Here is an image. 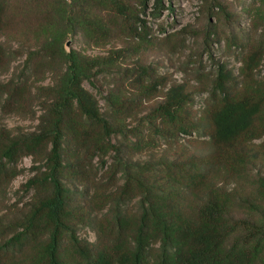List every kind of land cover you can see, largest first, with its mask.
I'll return each mask as SVG.
<instances>
[{
	"label": "trees",
	"instance_id": "16d2710c",
	"mask_svg": "<svg viewBox=\"0 0 264 264\" xmlns=\"http://www.w3.org/2000/svg\"><path fill=\"white\" fill-rule=\"evenodd\" d=\"M104 1L124 33L148 38L143 14L151 0H139L135 8L124 0ZM212 1L218 9L215 16L229 14L219 0ZM9 2L0 0V33ZM154 2L159 6L162 0ZM88 4L84 0L79 8L85 31L108 40L111 25L96 20ZM231 44L239 46L238 41ZM60 50L66 63L55 64L61 68L58 79L37 87V129L14 134L0 127V195L24 157L46 159L33 167L36 173L24 184L33 195L22 216L9 222L0 217V264H264V217L236 215L247 207L262 209L264 175L252 180L254 199L224 186L249 179L250 166L264 156V89L247 86L257 78L264 46L252 44L242 52L238 74L225 62L216 64L200 116L187 82L171 84L150 113L156 136L175 144L196 134L202 151L184 148L172 160L117 159L107 187L92 178V161L97 155L103 158L95 171L105 165L104 154L116 149L111 138L118 129L84 85L88 68L100 59H79L73 50ZM42 51L30 53L19 79L0 81L2 113L19 110L33 99L26 93L27 74L34 58L47 59ZM17 57L16 50L0 44V70H8ZM137 71L132 82L146 85V92L166 83L145 67ZM108 101L113 111L127 109L125 101ZM70 182L84 189L72 191ZM88 230L96 233L95 240L82 235Z\"/></svg>",
	"mask_w": 264,
	"mask_h": 264
},
{
	"label": "rangeland",
	"instance_id": "374dc122",
	"mask_svg": "<svg viewBox=\"0 0 264 264\" xmlns=\"http://www.w3.org/2000/svg\"><path fill=\"white\" fill-rule=\"evenodd\" d=\"M83 1L10 0L0 44L16 50L18 57L8 70H0V81L19 79L32 51L43 50L47 59L40 55L30 62L26 93L31 92L33 99L9 114L0 111V127H6L14 134L37 129L41 108L37 87L52 85L58 79L61 68L55 64L66 63L64 52H60V48L65 47L66 51L73 50L79 59H100V64L88 68L84 85L96 95L102 112L118 129L111 138L116 149L104 154L105 165L95 171L103 158L97 155L92 161V178L96 182L108 186L110 167L117 159L172 160L184 148L202 151L204 145L196 134L180 137L175 144L156 136L150 124L154 121L150 113L163 101L171 84L187 82L190 90L195 92L194 111L200 116L207 98L204 90L212 85L216 64L225 62L238 74L242 52L252 44L264 46V0H219L229 14L217 16L214 13L218 9H214L212 0H162L159 6L151 0L143 14L150 30L146 40L131 38L117 27V19L104 0H88L91 15L100 22L109 23L113 30L112 36L103 41L93 38L82 25L79 8ZM124 1L133 8L139 5V0ZM68 41L69 47L66 46ZM232 41H238L239 46L231 44ZM119 49L126 50L115 55ZM111 54L114 56L110 57ZM141 67L154 78H166V83H162L157 91L146 92V85L132 82ZM131 72L134 74L130 77ZM247 86L264 89V57L257 78ZM108 100L125 101L127 109L113 111ZM45 161L42 156H27L19 162L5 193L0 195V217L4 222L22 216L33 195L26 191L24 184L36 173L33 167L43 165ZM259 174L264 175V156L262 161L250 166L249 179H236L224 186L253 198L256 185L252 180ZM68 186L72 191L84 189V185L77 183L70 182ZM236 215L262 220L264 203L260 211L247 207L237 210ZM82 235L96 239V233L91 230Z\"/></svg>",
	"mask_w": 264,
	"mask_h": 264
},
{
	"label": "water",
	"instance_id": "95a60500",
	"mask_svg": "<svg viewBox=\"0 0 264 264\" xmlns=\"http://www.w3.org/2000/svg\"><path fill=\"white\" fill-rule=\"evenodd\" d=\"M69 45H70V41L67 42L66 46L69 47Z\"/></svg>",
	"mask_w": 264,
	"mask_h": 264
}]
</instances>
